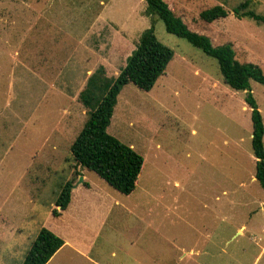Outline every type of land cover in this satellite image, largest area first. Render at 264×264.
<instances>
[{"label":"rangeland","instance_id":"obj_1","mask_svg":"<svg viewBox=\"0 0 264 264\" xmlns=\"http://www.w3.org/2000/svg\"><path fill=\"white\" fill-rule=\"evenodd\" d=\"M163 1L189 30L230 43L264 74V24L234 16L242 0ZM215 4L227 15L201 20ZM251 6L264 15V0ZM145 8V0H0V264H21L42 226L66 240L45 264H264L246 92ZM151 24L172 58L149 90L121 87L106 128L143 158L125 195L75 167L69 147L87 118L78 93L88 75L99 65L117 75ZM250 92L264 128V85L251 80ZM68 180L70 203L55 215Z\"/></svg>","mask_w":264,"mask_h":264},{"label":"trees","instance_id":"obj_2","mask_svg":"<svg viewBox=\"0 0 264 264\" xmlns=\"http://www.w3.org/2000/svg\"><path fill=\"white\" fill-rule=\"evenodd\" d=\"M147 15L161 19L167 32L185 38L207 56L216 60L223 82L234 90L245 91L244 101L250 109L251 150L255 158L254 177L264 188L263 123L257 104L250 92V81L264 85L261 68L252 62H241L235 57L230 43L213 45L204 34L191 31L178 15L163 0H145ZM227 10L215 4L199 13L204 22L225 17ZM237 18H247L264 24V15L257 13L251 0H242L232 7ZM172 50L160 42L151 24L144 29L136 47L126 57L117 75L105 76L104 67L99 65L92 71L78 93V99L86 109L87 118L70 144V156L74 166L93 171L116 191L128 195L135 189L143 158L130 144L119 141L107 132L113 105L121 87L132 82L142 90H149L172 58ZM71 180L64 182L55 201L56 207L64 210L70 201ZM55 215L58 210H53ZM64 241L53 231L40 227L30 243L21 264H45L63 245Z\"/></svg>","mask_w":264,"mask_h":264},{"label":"crops","instance_id":"obj_3","mask_svg":"<svg viewBox=\"0 0 264 264\" xmlns=\"http://www.w3.org/2000/svg\"><path fill=\"white\" fill-rule=\"evenodd\" d=\"M70 194H71V192H70ZM70 199H71V195H70ZM69 203H70V201H69ZM68 205H69V204H68ZM68 205H67V206H68ZM57 208H58V207H57ZM66 208H67V207H66ZM66 208H65V209H66ZM65 209H64V210H65ZM60 213H61V210H58V214H60ZM56 235H57V234H56ZM61 238H62V237H61ZM63 241H64L63 245L66 244V240H63ZM63 245H62V246H63Z\"/></svg>","mask_w":264,"mask_h":264},{"label":"water","instance_id":"obj_4","mask_svg":"<svg viewBox=\"0 0 264 264\" xmlns=\"http://www.w3.org/2000/svg\"><path fill=\"white\" fill-rule=\"evenodd\" d=\"M79 179L81 180L82 179V176H79Z\"/></svg>","mask_w":264,"mask_h":264}]
</instances>
